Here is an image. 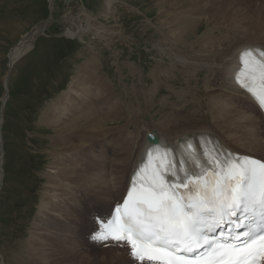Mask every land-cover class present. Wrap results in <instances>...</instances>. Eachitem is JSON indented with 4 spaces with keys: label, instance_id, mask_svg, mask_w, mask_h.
<instances>
[{
    "label": "rangeland",
    "instance_id": "1",
    "mask_svg": "<svg viewBox=\"0 0 264 264\" xmlns=\"http://www.w3.org/2000/svg\"><path fill=\"white\" fill-rule=\"evenodd\" d=\"M84 15L100 34L78 32ZM41 22L48 25L45 33L13 65L12 49ZM244 32L264 35V0H0V110L9 78L0 121V262L107 264L110 247L89 246V235L93 218L108 217L117 197L103 205L98 184L112 178L121 198L127 176L113 175L119 149L142 129L218 126L211 103L223 99L209 89L217 76L194 63H213L217 49L246 41ZM160 41L170 47H159ZM170 48L189 63L170 57ZM85 101L97 104L80 113ZM78 113L82 134L76 137L81 130H75L66 145L54 143L57 131L48 116L74 122ZM46 195L53 209L50 203L39 214ZM114 249H125L129 259L127 247Z\"/></svg>",
    "mask_w": 264,
    "mask_h": 264
},
{
    "label": "snow or ice",
    "instance_id": "2",
    "mask_svg": "<svg viewBox=\"0 0 264 264\" xmlns=\"http://www.w3.org/2000/svg\"><path fill=\"white\" fill-rule=\"evenodd\" d=\"M240 61L234 81L264 110V49L246 48ZM178 148L147 150L89 239L127 247L137 264H264V160L207 141Z\"/></svg>",
    "mask_w": 264,
    "mask_h": 264
},
{
    "label": "bare ground",
    "instance_id": "3",
    "mask_svg": "<svg viewBox=\"0 0 264 264\" xmlns=\"http://www.w3.org/2000/svg\"><path fill=\"white\" fill-rule=\"evenodd\" d=\"M108 3H109V5H111V1H109ZM202 13H205V12H202ZM51 20L49 21V23L51 22ZM85 21H87L90 24H88V23L85 24ZM187 21L188 20L186 19L185 22H187ZM81 22H82V24L78 25V26H80L78 28V32H80V34H82V32H86V31L89 32L92 30H93L92 31L93 34H100L101 33V31H99V28H97V25H96L97 23L92 18L84 15V19L81 20ZM49 23H48V25H49ZM79 23H80V21H79ZM48 25L45 22L44 23L41 22L40 24L36 25L32 29V31L25 34L20 39L18 44L11 51L10 58H11V61L13 62V65L18 60H20L28 51H30L34 47L36 41L39 39V36L42 33H45V29H47L46 26H48ZM107 31H109V30H107ZM96 32H98V33H96ZM68 34L71 37H74V34H77V33L74 32V34H72L71 32H68ZM242 35H243V33H242ZM244 36L246 37L247 40L244 41L245 38L242 36L244 38V40H235L236 46H234V47H232V46L231 47H221L220 49H217V52H215V54H214L216 60L213 61V63H204V62H202V63H196L195 62L194 63L198 67H204L207 69L209 68V70H210L209 72L212 73V76H215V75L217 76L216 79L218 80V82H217V84L215 83L216 86L214 85L215 87H213L212 89L211 88H209V89H210L211 93H214L217 91L218 93H215L214 96L216 98L223 99L222 100L223 102H220L218 100V102L213 103L212 99H211V97H212L211 95H210V97H208L206 95V97L210 98L211 101L209 102V100H208V102L209 103L212 102L211 104H213V105H211V106H213V108H212V110L210 109L211 110L210 114L215 113L216 116H218L221 119V121L220 120L218 121L219 123L216 122V124L220 127L217 128L218 127L217 126L215 128L209 124H194V125L192 124L193 126H190L188 128L185 126L187 129L183 128L184 130H181V131L175 133V132L170 131L166 127L167 125L169 126V124H167V121H168V119H167V121H166L167 125L164 126L165 129H168L167 131H164V130L161 131L162 130L161 128H160L161 130H157L156 128H154L155 131L153 130V128L148 129V130L142 129L141 131H139L136 135H134L133 140L129 144L128 143L123 144L125 146H122L119 149L121 154L116 159L115 168H114V172H113L114 178L116 177L117 179H119V178H124L127 176V180H126V184H125L126 186H125V189H124V192H123L121 198L119 199V196L121 195V189L119 186H116L117 182L115 180L112 181V178H109V179H105L104 181H102L100 183L98 182L99 188L96 190V192H98L100 194L101 198L99 197V200L103 205L108 203V201L106 199L112 200L114 197H117V200H114L111 204L109 215H110V213H112V209H113L114 205L117 204V201L119 200L121 202V200L124 198L128 188L130 186L131 177L134 174V172L137 170L141 161L145 159V154H146L147 150L149 148L153 147L154 144L151 143L152 141H150L148 139L149 135L155 134V136L158 137L159 140H158V142H156L157 145L161 144V145H164L165 147H167V145H168V146H171L173 148H176L179 145H182L188 139H191L192 143L195 144L196 146H202L205 141L209 142V140L211 138V139L215 140V144L216 143L220 144L218 142V141H220L221 143L225 144L228 148L232 149L233 151H235L237 153L248 154V155L258 157V158H264V110H261L258 107V105L249 97V95L244 90L240 89L239 86L234 81L235 74L240 70V68L242 66L240 59H239L240 53L244 49L251 48V47L264 49V35L263 34L251 35V34L244 32ZM175 39H177V38H175ZM170 40H171V38L170 39L168 38V40H166V42L167 41L170 42ZM156 44L161 48H163V46H166L161 41H160V43H156ZM168 47H170V46H168ZM170 50H171V48H170ZM169 55H170V57L177 58L178 60L180 58V57H178L177 54H174V52L172 50L169 53ZM182 57L180 58L179 61H184L185 63H189L188 59H187L188 60V62H187L185 57H183V58ZM211 77L206 80V82H205L206 84H207V81L209 82L208 84H210L211 79H212ZM82 81H83L82 78H80L78 84L81 83ZM6 82H7V93L4 94L2 99H4L7 102L8 97H9V78L6 79ZM214 82H216V81H213V83ZM204 86L206 87V85H204ZM211 86H212V83H211ZM205 89H207V88H205ZM78 91H79V89H78ZM188 92H190V91H188ZM204 93H209V92L205 91ZM211 93H209V94H211ZM203 96H205V94H203ZM6 102H5V104H6ZM96 104L97 103L93 102V101H91V103H87V101H85L83 103V105L81 106L80 113L85 112L87 110V108H89L90 106L95 108ZM204 107H206V105ZM178 109H180V108H178ZM66 111L68 112V114H66L65 111H63L66 116H68V117L73 116V114H71L68 110H66ZM80 113H78V115H77V121H74V122L67 120V119L60 120V118H62V115H58V116L56 115L55 119H53L51 116H48L49 119H47V120L50 121L48 123H52L55 126L54 127L55 130L57 131L55 134V137H54L55 138L54 143L66 145L68 142L71 141L70 138L74 139L76 137H79L82 134V131H83L82 125H84V122H79V120L81 119ZM99 113H100V110L97 108L93 111L94 122H97ZM195 114L197 115V113H195ZM207 114H208V112H207ZM74 115H76V114H74ZM214 115H210L212 120L215 119ZM172 122H174V121H172ZM158 124H161V122H158ZM162 124H164V123H162ZM162 124H161V126H162ZM235 124H238V125H240V127H242V128H240L241 131L234 130L233 126ZM174 125H176V124H174ZM174 125H170V126L174 127ZM161 126H156V127H161ZM214 126H215V124H214ZM75 130H81V133L76 137H72L73 135H70V134ZM220 130H222L223 132ZM261 130H262V133H261ZM224 132H227L226 134H227L228 139L225 138L226 135H224ZM151 133H153V134H151ZM73 148H75V147H73ZM1 167H2V165H1ZM1 176L3 177V172L1 174ZM62 177L66 178V176L64 174H62ZM49 180H50V178H49ZM49 182L51 184H53L52 187L55 186L54 185L55 183H53V181H49ZM52 189L53 188H51V190H49V189L48 190L52 191ZM81 198H84V196H82ZM54 199L55 198H53V200ZM42 200L43 201L41 202L39 214H41L47 208V206L51 203V198L48 199L47 195L44 196V198ZM97 201L98 200H96L95 205L98 204ZM76 204L77 205H75V206L77 207V210L80 209L82 206L81 199L77 200ZM50 209H53L52 203L50 204ZM77 210H76V212H77ZM77 218H78V215H77ZM39 221L41 222V219ZM94 230H96V226L93 228V230L91 232H93ZM77 233H78V230L75 231V235H77ZM90 242L92 244L87 242L89 246L96 247L95 245H97V243L92 242L91 240H90ZM94 243H95V245H93ZM27 245H28V243H26L25 247ZM107 247H110L108 250L104 251V252H107V259H106L107 264H114V263L115 264H137V262L134 261L131 256L129 257V259L125 257V255H124L125 249L122 250V252H120V251H117L118 249H114L115 246H107ZM29 248H31V247H26V249H29ZM24 253H25V251H24ZM35 254H38V253H34L33 255H35ZM23 261H24V259H23ZM24 263L28 264V262H26V261ZM0 264H4V263L0 262Z\"/></svg>",
    "mask_w": 264,
    "mask_h": 264
},
{
    "label": "water",
    "instance_id": "4",
    "mask_svg": "<svg viewBox=\"0 0 264 264\" xmlns=\"http://www.w3.org/2000/svg\"><path fill=\"white\" fill-rule=\"evenodd\" d=\"M51 23V22H50ZM49 23V24H50ZM10 67H9V72H8V74H10V70L12 69V65H9ZM4 101H3V105L1 106V110H0V121H3V115H2V109H3V106H4ZM148 139L150 140V141H152V142H157L159 139H158V137L157 136H155V135H149L148 136ZM2 171V170H1ZM0 188H1V186H0Z\"/></svg>",
    "mask_w": 264,
    "mask_h": 264
}]
</instances>
